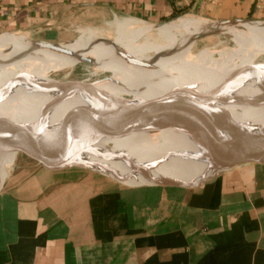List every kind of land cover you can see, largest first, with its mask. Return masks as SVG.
<instances>
[{
  "label": "crops",
  "instance_id": "crops-1",
  "mask_svg": "<svg viewBox=\"0 0 264 264\" xmlns=\"http://www.w3.org/2000/svg\"><path fill=\"white\" fill-rule=\"evenodd\" d=\"M185 11L264 20V0H0V33L64 40L88 19ZM23 157L0 178V264H264V164L183 186Z\"/></svg>",
  "mask_w": 264,
  "mask_h": 264
},
{
  "label": "bare ground",
  "instance_id": "bare-ground-1",
  "mask_svg": "<svg viewBox=\"0 0 264 264\" xmlns=\"http://www.w3.org/2000/svg\"><path fill=\"white\" fill-rule=\"evenodd\" d=\"M115 24L117 31L112 38L85 29L60 51L37 48L25 34L0 33L5 42V46L0 44V126L13 120L21 122L22 129L12 134L18 136L40 126L44 116L57 124L69 122L74 119L70 109L78 104L89 108L100 97L129 94L136 98L135 112L102 129L99 145L104 151H121L132 159L115 163L85 153L79 162L106 166L113 178L148 183H200L227 166L230 161L222 147L197 143L179 128L176 119L161 126L152 122L154 116L166 112L163 106L137 104L168 89L196 87L219 93L224 91V81L232 82L235 88L263 62L255 59L264 53V21L229 25L226 30L234 35L235 46L206 47L197 52L193 51L197 42L193 37L206 30L210 21L195 13L155 28L132 18L117 17ZM86 59L94 65V74L117 70V76L96 82L83 80L87 86L79 83L53 88L57 80L51 76L53 70L73 67ZM63 93L74 97L54 106ZM202 101L225 122L264 125V80L260 84L247 82L231 95L221 93ZM5 154L4 180L17 156L14 152Z\"/></svg>",
  "mask_w": 264,
  "mask_h": 264
},
{
  "label": "water",
  "instance_id": "water-1",
  "mask_svg": "<svg viewBox=\"0 0 264 264\" xmlns=\"http://www.w3.org/2000/svg\"><path fill=\"white\" fill-rule=\"evenodd\" d=\"M208 20L210 21L209 27L195 34L194 40L227 31L226 27L229 25L264 21L243 19ZM161 24L160 22L154 23L153 26L158 27ZM33 41L37 48L60 51L66 49V43L74 42L75 40L58 43L45 40ZM84 61L91 62L88 59ZM263 80L264 61L259 64L246 80L238 83L235 88L231 84L232 82L224 81V91L219 93L205 92L196 87L168 89L162 94L137 105L154 104L163 106L166 112H161L160 117L154 116L152 119V122H156V125H165L171 119H176L180 124L179 128L189 133L197 143H203L208 147H222L224 156L229 159L230 163L220 171L242 163L264 164V131L261 130L264 128V125L225 122L210 111L208 106L202 101L204 97L211 99L212 97L220 96L221 93L231 95L239 86L247 82L256 81V83L260 84ZM82 81L76 79H57L53 88L58 89L68 84L79 83L87 86ZM72 97L74 95L71 93H63L53 102V105H59ZM135 99V96L129 94L122 96L106 95L100 97L89 108H84L80 104L72 107L70 109L72 115H74L72 121L57 124L44 116V120L40 126L32 128L18 136H12V134L22 129L23 126L21 122L13 120L7 125L0 126V155L14 152L17 157L25 156L51 169L77 166L109 175L106 171L110 170L108 167L92 162L82 163L77 159L80 156H84L85 153H89L93 157L107 158L115 163L132 159L121 151L107 152L100 149L99 133L122 116L131 115L135 112ZM153 183L178 184L183 186L199 184L182 181L163 182L158 180H154Z\"/></svg>",
  "mask_w": 264,
  "mask_h": 264
},
{
  "label": "rangeland",
  "instance_id": "rangeland-1",
  "mask_svg": "<svg viewBox=\"0 0 264 264\" xmlns=\"http://www.w3.org/2000/svg\"><path fill=\"white\" fill-rule=\"evenodd\" d=\"M189 13H194V12H190V11H185L182 12L181 14L163 20L160 23H164L173 19H177L180 17H183L185 15H188ZM197 14V13H195ZM199 15V14H198ZM135 19V18H132ZM143 21V20H142ZM146 22V21H144ZM149 23V22H146ZM82 27V28H81ZM79 27L78 29L75 30H71L69 31V33L67 35H65L64 37L67 39L61 40V37L57 40H54L52 42H68V41H73L75 39H78L84 32V30H88V29H95L100 31L101 35L107 36V37H114L116 35V31H117V27L115 24V19L110 18L107 20L101 19V20H97L95 19H88L86 20V22L83 24V26ZM155 28V27H154ZM6 33H12V32H6ZM20 34V33H18ZM37 41L36 39H33ZM4 38L1 40L0 39V44L2 46L4 45ZM236 45V41L234 39V35L231 32L228 31H222V32H218L215 33L213 35L210 36H205L202 37L200 39L197 40L196 44L193 46V51H199L203 48L206 47H210L213 48L215 50L224 48V47H233ZM217 56V53L215 54ZM255 61L257 62H262L264 61V53L259 54ZM95 65H97V63H94ZM93 64L91 62H87V61H81L80 63L76 64L75 66H69L63 69H59V70H53L51 72V76L55 79H59V80H63V79H76V80H87L90 82H96L97 79L100 78H105L108 77L110 79H114L117 74L118 71L117 70H113V71H101L98 72L97 74L93 73ZM254 67V66H252ZM250 67V68H252ZM88 68V69H87ZM116 75V76H115ZM96 80V81H94ZM22 158H24L23 156H16L15 162L12 165L11 168L15 167V165H17L21 160H23ZM7 159V155L6 154H1L0 155V178L3 177V172L5 169V161ZM10 168V169H11Z\"/></svg>",
  "mask_w": 264,
  "mask_h": 264
}]
</instances>
